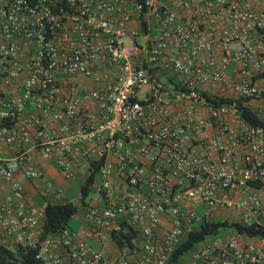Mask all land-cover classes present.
Masks as SVG:
<instances>
[{"label":"built area","instance_id":"obj_1","mask_svg":"<svg viewBox=\"0 0 264 264\" xmlns=\"http://www.w3.org/2000/svg\"><path fill=\"white\" fill-rule=\"evenodd\" d=\"M0 87V142L15 148L0 157L1 244L42 264H164L219 217L263 234L204 238L190 264H264V127L239 110L264 125V0H0ZM32 151L66 180L83 159L103 201L84 218L102 239L125 222L139 253L109 261L67 227L39 240L44 206L15 175L64 193Z\"/></svg>","mask_w":264,"mask_h":264},{"label":"trees","instance_id":"obj_2","mask_svg":"<svg viewBox=\"0 0 264 264\" xmlns=\"http://www.w3.org/2000/svg\"><path fill=\"white\" fill-rule=\"evenodd\" d=\"M241 115L246 121L253 125L264 127L263 123L247 108L245 105H239ZM92 173L87 178V184L81 186L82 195L79 199L81 204H85L88 195L91 191L89 183L93 180ZM78 209V204L63 201L58 203L46 202L44 205V220L40 228L38 239H43L46 235L53 233L63 227L67 226L68 220L74 215ZM226 222L215 219L205 220L200 218L187 232L182 241L172 250L167 257L164 264H181L180 256L183 253L191 251L195 245L201 242L206 236H215L218 229L226 226ZM231 227L242 234L249 236L262 235L263 229L261 226L250 223H233ZM135 230H133L125 222L121 221L119 229L111 232V238L118 248L133 247V239L135 237ZM36 248L21 247L15 244L14 248H8L0 243V264H42L41 261L35 258Z\"/></svg>","mask_w":264,"mask_h":264},{"label":"crops","instance_id":"obj_3","mask_svg":"<svg viewBox=\"0 0 264 264\" xmlns=\"http://www.w3.org/2000/svg\"><path fill=\"white\" fill-rule=\"evenodd\" d=\"M1 89H3V87H0V91ZM4 90V89H3ZM17 92H19V89L17 90ZM30 109V107H28ZM15 148L12 146H8L2 142H0V157L3 158H10L13 154H14ZM32 154V159L34 161V165L39 168L40 170H42L44 172V174L46 175V177L54 184H56L57 186H59L60 188H62L63 193H64V197L62 200H54L51 196H47V197H43L40 194L41 191V182L40 180L37 179H32V178H24L19 174L15 175V180L20 183L24 189V196L26 198V201L28 203H32L34 205H40V206H44L46 202L49 203H58V202H63V201H70L73 203L78 204V209L77 211L74 213V217L76 218V225L75 228L69 226L67 224V228L75 231L78 236L90 247V248H94V249H98L101 251V253L103 254V256L109 260H115L118 256L119 250L120 248H118L116 246V244L114 243V241L112 240L111 237H107V238H99L98 236L95 235L94 233V228L93 226L88 223L86 221V219L84 218V211L86 206L88 205H94L97 204L98 206H102L103 205V201L98 198L96 192L94 191V189L92 187L91 188V192L95 193L94 196H91L89 198H87L86 203L85 204H81L80 201H78L76 199V192L78 190V188L80 187L81 183L83 181H87V178L89 176H86L87 174V164L86 162L81 159L80 157L77 158V162H78V167H79V171L77 173V175L75 176V178L71 179V180H66L62 177L60 171L50 162L41 159L35 152H31ZM94 178V176H93ZM77 183L78 187L77 189H73V185ZM8 190V186L6 183L1 182L0 183V193L6 192ZM72 194L71 196H69L68 194ZM89 193V194H90ZM200 210V212H197V210ZM196 212L199 216H201L202 212H203V206L197 202V207H196ZM203 218V217H200ZM219 218V217H217ZM215 217H212V219L218 220ZM199 220V219H198ZM119 224H120V219L118 220ZM196 222V221H195ZM194 222V224H195ZM193 224V225H194ZM193 227V226H192ZM222 230H227V233L223 234V235H211V236H206L205 238H214V237H225L227 235H229L234 229L231 227L230 224H227L226 226L218 229V232H221ZM217 232V233H218ZM139 240H136L133 242V249L139 253ZM9 248V247H8ZM180 261L181 264H190V251L183 253L180 256Z\"/></svg>","mask_w":264,"mask_h":264},{"label":"rangeland","instance_id":"obj_4","mask_svg":"<svg viewBox=\"0 0 264 264\" xmlns=\"http://www.w3.org/2000/svg\"><path fill=\"white\" fill-rule=\"evenodd\" d=\"M77 187H78V184L77 183H75L74 185H73V189L75 190V189H77ZM69 196H71L72 194L70 193V194H68ZM95 195V193H93V192H91L89 195H88V198L89 197H91V196H94ZM200 210L201 209H199V210H197V212H200ZM202 211V210H201ZM198 221V219L196 220V222ZM195 222V223H196ZM68 225L69 226H71V227H73V228H75V225H76V218L74 217V216H72L69 220H68ZM225 233H227V230H222L221 232H218L217 233V235H223V234H225ZM7 247H9V248H14L15 247V244L14 243H11V242H7Z\"/></svg>","mask_w":264,"mask_h":264}]
</instances>
